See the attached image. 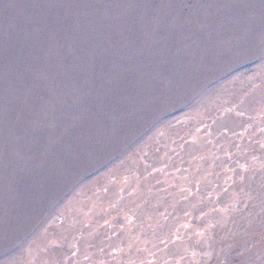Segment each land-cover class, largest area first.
Returning <instances> with one entry per match:
<instances>
[{"label": "rangeland", "instance_id": "obj_1", "mask_svg": "<svg viewBox=\"0 0 264 264\" xmlns=\"http://www.w3.org/2000/svg\"><path fill=\"white\" fill-rule=\"evenodd\" d=\"M0 264H264V0H0Z\"/></svg>", "mask_w": 264, "mask_h": 264}]
</instances>
